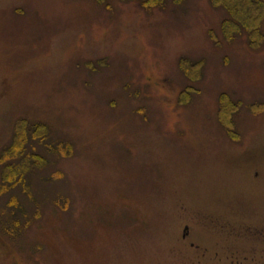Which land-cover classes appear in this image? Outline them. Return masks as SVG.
<instances>
[{"label": "rangeland", "instance_id": "rangeland-1", "mask_svg": "<svg viewBox=\"0 0 264 264\" xmlns=\"http://www.w3.org/2000/svg\"><path fill=\"white\" fill-rule=\"evenodd\" d=\"M230 19L0 0V264H264V19Z\"/></svg>", "mask_w": 264, "mask_h": 264}, {"label": "trees", "instance_id": "trees-1", "mask_svg": "<svg viewBox=\"0 0 264 264\" xmlns=\"http://www.w3.org/2000/svg\"><path fill=\"white\" fill-rule=\"evenodd\" d=\"M122 2H138L144 9H153L164 7L169 1L173 3H180L182 0H120ZM214 6L224 7L231 15V19L227 20L223 24L225 35L228 38L235 37L240 32H247L249 38L254 37L259 32V27L264 19V0H210ZM260 38L262 34L260 32ZM251 42H253L251 40ZM12 148V147H11ZM10 148V150H11ZM24 149H22L23 151ZM20 156V155H18ZM17 156V157H18ZM22 156V155H21ZM5 157V154L3 155ZM13 169V170H12ZM25 168L11 167L8 170V178L5 176L2 179V187L5 184L13 185L24 182L25 176L23 171ZM4 175V174H3ZM18 175V178L16 177ZM14 176V178H10ZM8 179V180H7Z\"/></svg>", "mask_w": 264, "mask_h": 264}]
</instances>
